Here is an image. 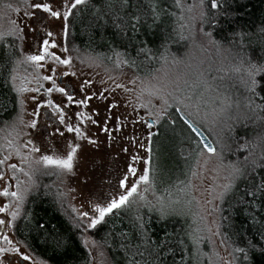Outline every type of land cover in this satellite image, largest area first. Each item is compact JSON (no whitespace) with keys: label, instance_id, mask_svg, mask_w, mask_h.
<instances>
[{"label":"snow or ice","instance_id":"snow-or-ice-1","mask_svg":"<svg viewBox=\"0 0 264 264\" xmlns=\"http://www.w3.org/2000/svg\"><path fill=\"white\" fill-rule=\"evenodd\" d=\"M24 2L25 19L19 23L12 21V27L8 31L0 32V79L10 85L11 90L17 95L32 91L43 97L51 96L55 91L60 93L63 99L58 102H53L52 99L42 102L33 96L37 108L31 115L39 117V109H51L58 124L47 125V128H51V132L41 133L36 119L24 121L20 118L19 127L13 126L15 135L7 140L5 154L0 156V181L5 180V176L11 173L6 181L7 186L0 192V196L12 198L11 204L5 203L0 206V213L6 214L0 217V264H25L32 260L29 251L31 246L27 240L22 242L16 238L19 230L16 221L20 218L25 195L36 187L33 178L40 169L34 165H43L44 168L56 167L71 172L74 167V157L82 147L76 143L77 140L86 141L87 145L97 149L104 144L115 151L116 134L119 133V152L129 158L117 181L116 191L109 193L102 203L91 202L89 210L80 213V220L86 222L83 224L85 229H96L98 225L107 222L106 217L114 215L117 210L131 208L134 203L147 208L149 213H156L161 223L171 216L181 215L176 207L181 200L172 199L171 193L168 197H157L153 203L140 192L141 185L145 186L146 192L151 184L153 162L151 143L153 137L157 135L153 128L157 122L166 119L169 109L173 107L167 98L172 93H165L164 88L151 85L149 80L150 87H140L136 95L138 105L131 99H128L127 103L117 101L114 94L118 89L131 94L136 90L137 81H140L141 85L145 84V80L139 76L130 81L132 87L109 76V80L114 82V87L103 88L94 93L85 91V86L91 87L92 82L84 80L80 86V92L83 93L80 99L76 98L74 91H68L65 80L69 76H76V72L68 71L73 65V59L70 55H66L70 51L67 39L76 13H83L85 8L91 9L92 16V22L89 24V40L107 42L105 33L111 31L113 38L119 41L123 49L121 52L113 48V55L105 58L92 57L90 59L93 63L96 60L107 59L118 69L127 67L137 72L148 69L150 65L162 66L169 62L171 44L190 39L183 33V29L188 27L183 22L186 18L184 14H192L194 9H199L198 14L190 15L188 19L196 22L199 34L218 55L225 54L220 62L221 65L225 60L229 64V68L225 70L222 66L213 67L212 62H209L208 69L200 73L201 79L191 85L193 88L202 87L204 92L215 93L211 97L212 112L218 118L217 122L221 126L223 137H226V140L219 135L217 137V143L221 144L220 153H217L216 147L200 142L204 143V150L208 154L203 166L206 167L212 157L218 156L217 167L225 172L224 182L216 186L218 191H215V199L224 202L227 197L234 195L241 185L244 188L237 204L255 208L257 202L264 199V133L251 138L243 133L237 135L238 130L248 128L250 123H260L264 126V79H261L264 77V62H254L246 46L243 43L237 44L233 37H225L223 41L216 38L215 33L223 27L221 19L222 17L228 19V13L204 11L203 0L188 7L184 6L182 0H173V6L180 10L179 17L176 12H170L162 6L163 0H24ZM220 7L219 0H210V9L217 10ZM170 17L177 19L179 29L171 24H168V28L162 29L161 49L153 50L147 46L146 41L139 39L142 28L152 29L154 26H162L167 23L166 18ZM29 32L33 34L31 42ZM261 33H264V27L261 28ZM72 50L79 51L75 48ZM172 62L179 61L172 57ZM22 66L32 70L31 79L25 77L28 83H35L31 89L24 87L23 82L19 86L17 84L19 79L17 72ZM160 71L161 67H156L151 73V80L158 79L155 73ZM213 72L224 74L213 75ZM43 82H47L48 87H45ZM109 93L113 95L110 97ZM145 94L149 97L147 102L142 99ZM201 95L203 96V93ZM96 99L100 100L101 104L91 108L90 102ZM153 99L161 101L160 108L156 111H153L155 108ZM176 103L182 104L183 101L177 99ZM121 106L124 108L131 106V113H119L118 109ZM73 107L77 110L70 112L69 109ZM140 108L148 111L149 119L146 120L143 114L135 115L139 113ZM79 109H88V111ZM175 110L181 111L180 108ZM185 123L193 132H197L194 124L187 120ZM89 125L95 129V136L92 135ZM144 128L147 129L146 132L142 131ZM22 129L30 130L23 134L27 139L21 136ZM101 133L103 140L99 135ZM44 135L50 138H63V145L53 144V147L60 151L64 158L58 159L54 155L45 154L48 147L44 145ZM37 139L41 146H37ZM197 146L199 147V144ZM141 149L147 154L146 156L141 155ZM225 150L236 155L238 159L233 163L224 164ZM35 154L40 155L34 158ZM13 155L18 157L19 164L11 162ZM200 155L203 156L204 153L201 152ZM241 156L242 159L239 158ZM139 164H143L144 167L138 168ZM17 173L27 177V182L21 180ZM195 175L194 171L193 176ZM12 182H15V190L9 191L8 189L13 186ZM10 208L14 210L9 211ZM25 216L29 214L25 213ZM135 220L134 237L138 241L137 249L141 246L145 248L152 257L149 264H163L164 257L172 254L173 242L177 245L185 243V238L178 233H165L162 239L154 240L149 230L151 216L145 219V216L138 211ZM28 222L30 223V219ZM37 227L45 228L43 224H38ZM214 235L219 233L216 232ZM261 235L264 237V232ZM65 243L66 241L60 239L55 240L57 248ZM221 243L225 244L226 238L222 239ZM256 247L252 241H248L247 248H233V260L237 258L234 253H241L246 260L249 250ZM258 250L264 252V247ZM139 255L143 256L144 252H140ZM225 264L232 262L226 261Z\"/></svg>","mask_w":264,"mask_h":264},{"label":"trees","instance_id":"trees-1","mask_svg":"<svg viewBox=\"0 0 264 264\" xmlns=\"http://www.w3.org/2000/svg\"><path fill=\"white\" fill-rule=\"evenodd\" d=\"M219 2L221 7L212 10L210 0H203L204 11L229 14L228 19L222 17L223 27L215 33L216 38L223 41L225 37H233L237 44L243 43L246 46L254 62H264L262 55L264 33H261V28L264 27V0H219ZM162 6L170 12H176L177 17L181 15L180 10L173 6V0H163ZM90 12V8H85L83 13H76L69 31V45L99 58L112 56L113 48L122 52L119 41L113 38L111 31L105 33L107 42L89 40V24L92 22ZM166 20L167 23L162 26H154L152 29L142 28L139 39L146 41L147 46L153 50L161 49L162 29L168 28V24L179 29L175 17ZM186 46V40L172 43L169 59L182 56ZM101 60L107 64L113 63L107 59ZM226 62L227 70L229 64L227 60ZM160 66L150 65L148 69L139 72L127 67L122 68L133 71L139 76L149 77L154 69ZM18 104L16 92L0 79V127L16 117ZM155 132L157 135L153 137L151 143L153 162L150 180L155 182L152 183L157 191L169 187L180 190L190 178L200 144L178 118L176 110H172V114L156 126ZM241 133L251 138L264 133V126L260 123H250L248 128L238 130L237 135ZM224 154L232 163L238 159L227 150ZM239 158L242 159V156ZM54 178L53 175L38 177L36 187L28 193L20 218L16 221L19 226L16 238L22 242L26 239L31 246L30 253L47 264H90V255L82 240L83 225L74 221L66 199L54 183ZM243 188L244 186L241 185L234 195H230L220 204V235L222 239L226 238L225 244L231 252L232 259L233 248H247L248 241H252L257 246L256 249L249 250L246 260L241 253H234L237 257L233 260L234 264H264V252L258 250L264 247V237L261 235L264 232V199L258 201L255 208L237 204L241 199ZM137 212L128 207L117 210L114 215L106 217V223L98 225L96 229L88 230L90 237L106 250L110 264H149L152 261V257L143 246L137 249L138 241L134 237ZM25 213L29 216L26 217ZM139 214L144 215L145 219L151 216L149 230L154 240L162 239L165 233H178L185 238L183 245L173 242L172 254L164 257L163 264H205L204 248H200L191 236L186 218L171 216L161 223L154 212L149 213L148 210L141 209ZM38 224H43L45 228L39 229ZM56 239L66 243L57 248ZM140 252H144V255L140 256Z\"/></svg>","mask_w":264,"mask_h":264},{"label":"rangeland","instance_id":"rangeland-1","mask_svg":"<svg viewBox=\"0 0 264 264\" xmlns=\"http://www.w3.org/2000/svg\"><path fill=\"white\" fill-rule=\"evenodd\" d=\"M185 7L192 4H199L200 0H182ZM26 11V5L24 0H0V32H6L12 27V21L22 22L25 18L23 13ZM199 9H194L192 14L185 13V20L183 21L188 27L183 29L185 36L190 37L187 41L185 52L182 56L176 57L178 63H173L172 58L169 59L167 64H163L161 71L155 73L158 77L156 80H151V76L142 77L133 71L125 70L123 68H116L114 63H105L102 60H96L95 63L90 59L94 56L84 53L82 51H73V47L69 45L67 39V46L70 51L66 55H70L73 59V65L68 71H75L76 76H69L65 82L68 86L69 92H75L76 98L80 99L83 93L80 92L81 82L89 80L92 82L91 87L85 86V91L88 93L98 92L103 88L114 87V82L109 80V76L115 77L118 82L122 84H128L132 87L130 81L139 76L142 80H145V84L141 85L140 81H137L136 90L131 93H125L123 90L118 89L114 94L117 101L127 103L128 99H131L134 104H139L136 100V95L139 93V89L142 86L150 87L148 81H151V85L164 88L165 93H172L168 96L169 103L173 105L169 109V114H172V110L180 108L193 124L199 127L204 134L208 137L214 147L217 148V153L221 151V144L217 143L218 135L223 137L221 132V126L217 122V117L212 112L211 97L215 95L212 92H204L202 87H191V85L197 82L201 72H205L209 67V62H212L213 67H224L226 70L227 62L223 60L224 54L218 55L212 47L207 44V41L199 34L198 25L195 21L188 19L190 15L198 14ZM32 33L29 32L30 42ZM92 65L91 67L89 65ZM31 69L27 66H22L18 69L17 75L19 77L18 86L23 82V86L26 88H33L35 83H28L25 80L31 79ZM63 71V69H61ZM46 74V73H41ZM223 72L213 75H223ZM187 82V83H186ZM45 87H48L47 82H43ZM43 91V89H42ZM203 93V96L201 95ZM17 94V93H16ZM113 94L109 93L111 97ZM33 96H36L38 100L46 102L48 99H52L53 102H58L63 99L60 93L53 92L51 96L40 97L32 91H28L17 95L18 97V113L11 122L4 124L0 127V156H3L7 148V140L11 139L15 135L13 132V126L19 127V119L24 121H30L36 119L40 128V132H51V128H47V125L56 126L58 124L57 118L52 114L51 109H39V117L31 115L33 110L37 108L36 103L33 101ZM143 101L147 102L149 97L147 94L143 96ZM182 100V104H177L176 100ZM152 103L155 105L153 111L160 108L161 101L153 99ZM101 104V101L96 99L90 102L91 108H95ZM77 109L70 108V112H74ZM80 111L87 112L88 109H79ZM119 113L128 112L131 113V106L124 108L121 106L118 109ZM143 114L145 119H149V113L146 109L140 108L139 113L135 115ZM162 121V120H161ZM157 122L153 128L155 132L156 126L161 122ZM62 127V126H60ZM92 135H96V131L90 125ZM30 131L28 129H22L21 136L23 139H27L24 136V132ZM142 131H147L146 128ZM72 135V134H68ZM101 140H103V134H99ZM119 136L116 134L115 151L111 148H107L104 144H101L97 149L94 146L87 145L86 141L77 140L76 143L82 147L78 151L73 160V170L68 172L56 167L44 168L43 165H34L40 169V171L34 176L33 182L36 185L38 177L45 175H53L54 183L61 190L63 197L66 199L67 207L70 209L74 221L83 225L85 221H81L80 213L89 210V204L94 201L103 202L109 195L113 193L117 188V181L120 178L126 163L129 158L119 152ZM225 140L226 138L223 137ZM53 144L63 145V138L61 137H49L44 135V145L48 147V151L45 154L54 155L56 158H64L60 151H57ZM37 146H41L39 139H37ZM43 151V148H42ZM204 155L201 156L200 153ZM225 152V151H224ZM40 154H35L34 158H38ZM141 155H147L141 149ZM225 155V154H224ZM227 156H224L223 163H232L227 160ZM208 158L207 152L200 145V150L197 153L196 163L192 169L189 180L182 188H166L161 191H157L154 188L153 181L148 186V191H144L145 186L141 185L140 192L146 197L148 201L155 203L157 197H168L171 193L172 199H180L181 203L176 206L181 213V217L187 219L190 226V233L193 239L199 244L200 248H204L203 256L205 257V264H225L226 261L233 263L232 255L226 244H222V237L219 231V212L221 201L215 199V191H218L216 186L223 183V176L225 172L223 169H219L218 156L211 158V162L204 167L203 162ZM199 161V164H198ZM11 162L19 164V159L13 155ZM138 168H143V164L137 165ZM27 170V169H26ZM196 175L193 176V172ZM139 174V173H138ZM8 175H11L9 173ZM8 175L5 176V180L0 181V192H2L8 180ZM21 180L27 182V177L22 173H17ZM153 182V183H152ZM13 186L9 188V191L15 190V182H12ZM33 189V188H32ZM29 193V192H28ZM25 195V199L28 195ZM12 203L11 197L0 196V206L3 204ZM24 205V204H23ZM23 208V206H22ZM21 208V212H22ZM131 209L135 211L143 210L147 208L141 207L138 203H134ZM14 209H9L12 211ZM4 213H0V217H3ZM89 229L82 228V240L89 255L90 264H110V260L106 250L96 243L88 234ZM218 232L219 235H214ZM31 254V253H30ZM32 256V260L25 262V264H47L42 260Z\"/></svg>","mask_w":264,"mask_h":264},{"label":"water","instance_id":"water-1","mask_svg":"<svg viewBox=\"0 0 264 264\" xmlns=\"http://www.w3.org/2000/svg\"><path fill=\"white\" fill-rule=\"evenodd\" d=\"M178 118L188 127V125L185 123V120H187L189 123H192V121L181 111H176ZM193 124V123H192ZM195 125V124H194ZM196 126V125H195ZM197 132H193L189 127L188 129L191 131V133L194 135V137L198 140L199 144L204 148V143L210 144L213 146L211 141L208 139V137L204 134V132L197 127ZM204 142V143H200ZM214 147V146H213Z\"/></svg>","mask_w":264,"mask_h":264}]
</instances>
